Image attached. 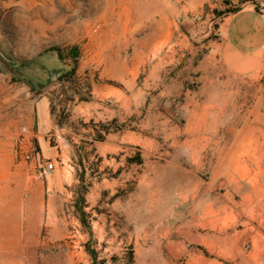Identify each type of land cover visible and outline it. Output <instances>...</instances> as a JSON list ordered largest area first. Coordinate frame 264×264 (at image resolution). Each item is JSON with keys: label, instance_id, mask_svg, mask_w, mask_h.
Returning <instances> with one entry per match:
<instances>
[{"label": "rangeland", "instance_id": "1", "mask_svg": "<svg viewBox=\"0 0 264 264\" xmlns=\"http://www.w3.org/2000/svg\"><path fill=\"white\" fill-rule=\"evenodd\" d=\"M239 6L0 0V264H264V53L229 49Z\"/></svg>", "mask_w": 264, "mask_h": 264}, {"label": "crops", "instance_id": "2", "mask_svg": "<svg viewBox=\"0 0 264 264\" xmlns=\"http://www.w3.org/2000/svg\"><path fill=\"white\" fill-rule=\"evenodd\" d=\"M222 32L233 53L258 57L264 53V11L257 12L255 6L225 18Z\"/></svg>", "mask_w": 264, "mask_h": 264}, {"label": "trees", "instance_id": "3", "mask_svg": "<svg viewBox=\"0 0 264 264\" xmlns=\"http://www.w3.org/2000/svg\"><path fill=\"white\" fill-rule=\"evenodd\" d=\"M238 2L240 5L239 7H236L233 10H230L226 13H223L222 15L236 14V13L240 12L241 10H243L244 6H246V5H253V6H255L256 11L260 12L259 6L257 5L256 0H238ZM57 52H58L59 57L62 61L66 60V59H71L74 62V65L72 66L73 70L75 71L77 69L79 58L81 56L79 47L75 46V47L70 48L68 50L67 55L60 49H57ZM66 76H67V73H64L62 77H66ZM27 82L32 88H35V85H33L32 81H27Z\"/></svg>", "mask_w": 264, "mask_h": 264}, {"label": "built area", "instance_id": "4", "mask_svg": "<svg viewBox=\"0 0 264 264\" xmlns=\"http://www.w3.org/2000/svg\"><path fill=\"white\" fill-rule=\"evenodd\" d=\"M40 169V176H49L55 170L54 163L52 162H45L41 163L39 166Z\"/></svg>", "mask_w": 264, "mask_h": 264}, {"label": "bare ground", "instance_id": "5", "mask_svg": "<svg viewBox=\"0 0 264 264\" xmlns=\"http://www.w3.org/2000/svg\"><path fill=\"white\" fill-rule=\"evenodd\" d=\"M164 3V2H163ZM166 7V6H165ZM164 8V7H163ZM162 7H160L159 5H157V4H155V6H154V15L156 14L157 15V13L156 12H158V14L160 13V16H161V13H163L164 12V9H163ZM166 11V10H165ZM148 20V19H147ZM260 195V194H259ZM262 195V194H261ZM183 196V195H182ZM254 196V195H253ZM252 196V197H253ZM259 197V196H258ZM264 198V197H263ZM185 200V199H184ZM254 200V199H253ZM258 202V201H257ZM254 203V202H253ZM253 203H252V205H253ZM258 204H259V202H258ZM258 204H256V205H258ZM264 205V204H263ZM192 206V205H191ZM251 206V205H250ZM257 207V206H256ZM187 208V207H186ZM256 209V208H255ZM255 209H254V211L253 212H255ZM258 210H259V208H258ZM264 210V209H263ZM210 211V210H209ZM257 211V210H256ZM205 212V211H204ZM213 212V211H212ZM211 212V213H212ZM214 213V212H213ZM209 214V213H208ZM207 214V215H208ZM172 216V215H171ZM174 217V216H173ZM173 219V218H172ZM176 220H177V218H176ZM183 221V220H182ZM178 222V221H177ZM177 222H175V223H177ZM177 243V242H176ZM258 243V242H257ZM260 247H262V246H260ZM242 249V248H241ZM261 250V249H260ZM263 250V249H262ZM176 252H178V251H176ZM175 257V256H174ZM178 257H179V255H178ZM263 257V256H262ZM176 258V257H175ZM254 258V257H253ZM257 259V258H256ZM5 264H16V263H13V262H11V260L10 261H8V262H6ZM262 264V263H261Z\"/></svg>", "mask_w": 264, "mask_h": 264}]
</instances>
